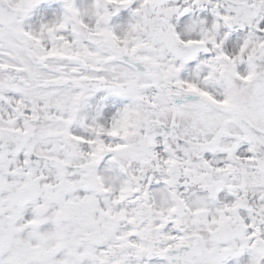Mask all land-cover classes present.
<instances>
[{
    "label": "snow or ice",
    "instance_id": "obj_1",
    "mask_svg": "<svg viewBox=\"0 0 264 264\" xmlns=\"http://www.w3.org/2000/svg\"><path fill=\"white\" fill-rule=\"evenodd\" d=\"M0 264H264V0H0Z\"/></svg>",
    "mask_w": 264,
    "mask_h": 264
}]
</instances>
